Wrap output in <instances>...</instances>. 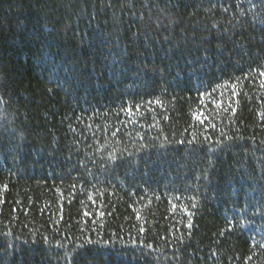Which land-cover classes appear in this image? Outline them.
Returning <instances> with one entry per match:
<instances>
[{
    "label": "trees",
    "instance_id": "trees-1",
    "mask_svg": "<svg viewBox=\"0 0 264 264\" xmlns=\"http://www.w3.org/2000/svg\"><path fill=\"white\" fill-rule=\"evenodd\" d=\"M0 264H264V0H0Z\"/></svg>",
    "mask_w": 264,
    "mask_h": 264
}]
</instances>
